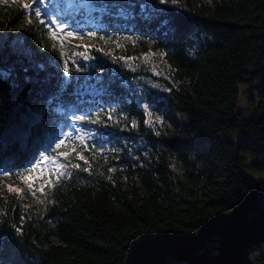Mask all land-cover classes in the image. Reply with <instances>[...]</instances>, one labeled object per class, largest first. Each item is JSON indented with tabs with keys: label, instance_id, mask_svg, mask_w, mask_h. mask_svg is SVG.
Here are the masks:
<instances>
[{
	"label": "trees",
	"instance_id": "16d2710c",
	"mask_svg": "<svg viewBox=\"0 0 264 264\" xmlns=\"http://www.w3.org/2000/svg\"><path fill=\"white\" fill-rule=\"evenodd\" d=\"M29 2L0 0V133L14 111L43 113L0 157V264H264V0H152L148 20L59 3L80 66ZM72 108L100 117L102 147L32 195L15 173Z\"/></svg>",
	"mask_w": 264,
	"mask_h": 264
},
{
	"label": "snow or ice",
	"instance_id": "6c2138e0",
	"mask_svg": "<svg viewBox=\"0 0 264 264\" xmlns=\"http://www.w3.org/2000/svg\"><path fill=\"white\" fill-rule=\"evenodd\" d=\"M167 0H159V3L163 4L166 3ZM35 4L45 5V0H32V3H25L23 7L25 9H31L34 12V15L39 18L43 14L41 9L38 7H35ZM74 5H78L76 7V12L79 13L81 11H90L93 13H98L100 16L104 15H116V16H122V17H132L136 10H139V14L141 17L145 20L151 19L152 12L156 11L155 5L153 4L152 0H100L99 4L95 2V0H73ZM47 7V6H46ZM44 21L42 20L41 23ZM53 24L56 23L55 20L51 21ZM57 28L60 32H64L66 30V25L61 23L57 24ZM67 36L75 38L79 35L78 32L73 31H67ZM85 51H87V46H85ZM79 55L83 56V53H80ZM163 55V54H162ZM121 59H131L130 57ZM77 71H80V68L78 67L76 69ZM64 72L68 75H71L69 72V68L67 65V62L65 63ZM68 83H64L60 86V89L58 90L57 94H55L53 97H51L48 101L50 105H54L53 111H63L64 109V102L61 99L64 91L67 89ZM145 107H151V105H145ZM77 109L72 108L71 111L75 113ZM77 121H90L91 123H100V117L97 116L95 119H90L88 115H79L74 117ZM109 119H111V115L109 114ZM28 119V118H25ZM43 119V113L42 112H31L30 119H29V127L32 125L41 122ZM160 122V121H158ZM145 123H148L146 120ZM133 126H135V122H133ZM77 138L80 141H84L85 137L87 136V133L81 134V129H76ZM24 134L23 128H17L10 130L8 134V138H5L3 133H0V157L3 156L4 151L8 148L9 143H11L17 135ZM67 144H72V147L69 151H58L62 147H65ZM82 147H86V145L82 144ZM55 155H45V152L42 151L39 153V157H32L31 160L28 161V164L31 165L29 168H26L25 173H15L22 182L27 183V187L29 189V192L32 195H35V181L37 179L41 180L42 183L39 187V191L43 192L44 188L46 187L47 183H51V177L55 175L56 179H59L60 175L63 174V172L69 167V164L71 163V158L75 157L77 159L83 160L84 157L77 151V148L75 146V142L71 138V134H69V137L67 139H60L58 143L55 144ZM47 151V150H46ZM32 160H35V163H32ZM51 165V167H48ZM18 167H22L21 165H17ZM71 167L78 168V164H72ZM10 170L5 169V174H8ZM109 171H113V169H109ZM45 172H47L48 177L46 179ZM9 191H17L21 192L20 189H12L11 186H9ZM22 194V193H21ZM19 231V230H18Z\"/></svg>",
	"mask_w": 264,
	"mask_h": 264
},
{
	"label": "rangeland",
	"instance_id": "374dc122",
	"mask_svg": "<svg viewBox=\"0 0 264 264\" xmlns=\"http://www.w3.org/2000/svg\"><path fill=\"white\" fill-rule=\"evenodd\" d=\"M63 2L65 4L66 7H72L76 6L73 4V0H45V5H40V4H35V7H38L41 9L42 13H46L43 14L41 17H39V19L42 21H44L43 23H45L47 26L50 27L51 31H52V37L54 38L55 42H58L57 47L64 53V55L68 58L69 62L74 63L77 66H80V63L77 60H82V59H76V56L73 53V44L74 42H80V36H77L75 38L72 37H68L67 36V31H73L69 28V24L68 22H63V24L66 25V30L64 32H60L59 29L57 28V24H61L56 17L53 16V12L55 10V8L57 7L58 3ZM32 3V0H31ZM47 6V7H46ZM31 11V9H30ZM55 20L56 23L53 24L51 21ZM74 32V31H73ZM82 57V56H81ZM40 60L41 65H44L45 67L47 66V60L46 58H41V59H37V61ZM67 61V62H68ZM89 90V89H88ZM240 92H239V96H238V105L241 106L244 102V88L240 87ZM145 105H151V107H145ZM143 109H145L146 111V120L151 123V124H155L156 128L158 127L157 125L159 124L158 121H160V116L157 115V109L158 106H156L155 104H150V103H144L143 105H141ZM152 110V111H151ZM152 112H155L154 114ZM76 112L73 113L72 111L67 112L66 114H64V116L58 121V125L54 128V131L52 134H50L49 130L46 131V135H44L43 137V143H41V147L37 150V153L35 154V157H39V153L42 152L45 149H49L51 147L52 141L54 143L53 146H55L56 143L59 142L60 139H67L69 137V134H71V138L72 140L75 142V146L77 148V151H79L82 148V144L84 145H90V146H94L95 145V133H96V128L92 125V123H88V122H84V121H77L75 120V116H76ZM25 118L26 115L22 112H20L19 110L14 111L10 114V116L8 117L7 120V125L5 128V133L9 134L10 130L12 129H17V128H23L25 129ZM166 121L171 123V124H178V125H183L184 121L181 117L179 116H173L172 114H169L165 117ZM29 120V118L27 119ZM29 129V127H28ZM76 129H81L82 133H87V136L85 137L84 141H80L77 138V133H76ZM19 136L21 135H17L15 138H19ZM102 142H99V144H101ZM39 147V146H37ZM36 147V148H37ZM72 147V144H67L65 147H62L61 149H59L58 151L64 152V151H69ZM73 158V157H72ZM33 163H35V160H32ZM48 167H51V165H49ZM65 172V171H64ZM63 172V174H64ZM45 177L47 179L48 174L47 172H45ZM63 174H61L60 176H62ZM52 177H55V175H53ZM56 178V177H55ZM37 179L36 180V185L35 188L40 187L42 181Z\"/></svg>",
	"mask_w": 264,
	"mask_h": 264
}]
</instances>
